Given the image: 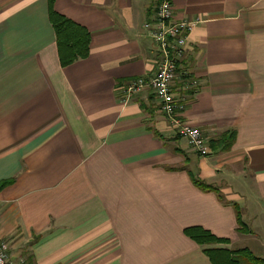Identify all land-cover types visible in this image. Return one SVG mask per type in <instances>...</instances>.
Returning a JSON list of instances; mask_svg holds the SVG:
<instances>
[{
    "label": "crops",
    "instance_id": "crops-1",
    "mask_svg": "<svg viewBox=\"0 0 264 264\" xmlns=\"http://www.w3.org/2000/svg\"><path fill=\"white\" fill-rule=\"evenodd\" d=\"M156 2L0 0V184L10 181L0 240L13 258L212 264L191 226L264 253V0H174L176 18L201 20L186 59L200 89L185 119L208 156L150 93L123 101L124 84L156 69L144 27ZM52 11L88 32L86 57L61 63ZM232 131L230 148L212 146Z\"/></svg>",
    "mask_w": 264,
    "mask_h": 264
},
{
    "label": "built area",
    "instance_id": "built-area-1",
    "mask_svg": "<svg viewBox=\"0 0 264 264\" xmlns=\"http://www.w3.org/2000/svg\"><path fill=\"white\" fill-rule=\"evenodd\" d=\"M200 22L199 18H176L174 0H157L152 20L144 24L147 35L157 47L156 69L148 77L129 80L121 90L125 103L142 92L153 95L158 110L167 117L178 136L200 155L208 156L207 137L200 128L185 119L189 101L200 89L199 79L186 65L189 37ZM0 264H24L23 259L13 258L5 240H0Z\"/></svg>",
    "mask_w": 264,
    "mask_h": 264
},
{
    "label": "trees",
    "instance_id": "trees-1",
    "mask_svg": "<svg viewBox=\"0 0 264 264\" xmlns=\"http://www.w3.org/2000/svg\"><path fill=\"white\" fill-rule=\"evenodd\" d=\"M51 1V6L53 0ZM52 18L56 26L57 40L59 46V53L61 63L66 65L71 63L78 57H86L89 53V35L86 30L78 27L69 19L58 14L56 11H52ZM235 131L231 133H223L221 138L214 142L211 141L212 146L220 144L222 148L228 149L232 146L235 140ZM193 181L204 190H216L213 185L206 183L205 181L192 177ZM8 180L3 181L1 186L6 185ZM220 196L223 197L220 193ZM235 210L238 221V230L241 232H247L249 228L246 222L242 219V211L239 205L235 204ZM185 233L202 246L203 252L209 257L212 264H264V257H259L255 253L245 247L233 249L227 246L231 243L229 238L219 237L212 231L202 226H191L185 228ZM33 256L30 255L24 260V264H33Z\"/></svg>",
    "mask_w": 264,
    "mask_h": 264
},
{
    "label": "rangeland",
    "instance_id": "rangeland-1",
    "mask_svg": "<svg viewBox=\"0 0 264 264\" xmlns=\"http://www.w3.org/2000/svg\"><path fill=\"white\" fill-rule=\"evenodd\" d=\"M248 227V226H247ZM249 230H250V228H249ZM239 244H241L242 245V243H239ZM239 244H235V245H222V246H227V247H230V248H233V249H237V248H242L241 246H239ZM264 252V251H263ZM255 254H258V256H264L263 254L264 253H262V252H260V251H256L255 252Z\"/></svg>",
    "mask_w": 264,
    "mask_h": 264
}]
</instances>
